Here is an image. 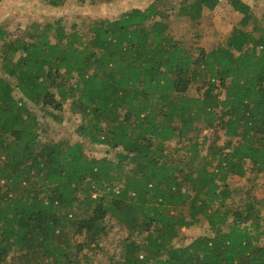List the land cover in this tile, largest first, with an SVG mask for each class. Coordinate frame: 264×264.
I'll list each match as a JSON object with an SVG mask.
<instances>
[{"label": "trees", "instance_id": "16d2710c", "mask_svg": "<svg viewBox=\"0 0 264 264\" xmlns=\"http://www.w3.org/2000/svg\"><path fill=\"white\" fill-rule=\"evenodd\" d=\"M220 1L0 24V264H89L108 220L127 232L110 264H264V12L224 0L239 20L209 50L170 22L199 25ZM67 104L73 143L29 107L57 125Z\"/></svg>", "mask_w": 264, "mask_h": 264}, {"label": "rangeland", "instance_id": "374dc122", "mask_svg": "<svg viewBox=\"0 0 264 264\" xmlns=\"http://www.w3.org/2000/svg\"><path fill=\"white\" fill-rule=\"evenodd\" d=\"M91 0H86L84 4H79L78 0H68L58 8H52L43 4L41 0H3L0 3V24H4L8 30L14 34L23 31L31 22L45 23L61 19L68 26L73 22L87 19H117L123 13L132 8L145 9L154 0H116L111 4H93ZM168 3L177 5L182 0H166ZM252 8L256 17H260L264 12V1L244 0ZM239 16L221 0L214 11H206L199 25L188 23L184 18H170L171 26L175 37L187 45L197 42L206 50L211 49L218 43L225 40L227 33L233 25H236ZM14 96L19 99L21 96L14 90ZM32 111L42 121L48 122L55 127L51 138L67 140L69 142L80 141L75 135L74 127L80 121V116L74 113L69 105H65L62 110L61 124H55L50 119H43L39 110L29 105ZM173 142L169 143L170 148ZM84 149L89 156L102 155L98 149L89 145H84ZM233 186L237 188L245 187L244 179L232 178ZM257 199L264 196V178H260L258 185L252 190ZM264 210H261L263 214ZM108 233L101 241L102 251L94 255L89 264H110L111 259L119 258L121 241L127 237V232L117 222L108 220L106 222ZM204 231L202 226H194L183 229V240L179 245H187L194 238Z\"/></svg>", "mask_w": 264, "mask_h": 264}]
</instances>
